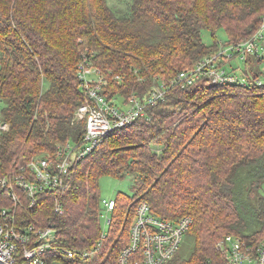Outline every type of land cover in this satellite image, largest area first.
I'll use <instances>...</instances> for the list:
<instances>
[{"label":"trees","instance_id":"trees-1","mask_svg":"<svg viewBox=\"0 0 264 264\" xmlns=\"http://www.w3.org/2000/svg\"><path fill=\"white\" fill-rule=\"evenodd\" d=\"M124 3L115 8L109 0H0L1 113L10 126L0 139V178L11 179L16 163L31 154L82 138L84 119L76 110L85 97L77 74L83 56L105 80L103 94L124 103L131 95L142 99L153 84L168 83L215 52L220 42L206 44L203 29L214 34L222 28L223 43H236L264 18V0ZM251 73H260L258 62ZM169 87L165 101L146 108L148 117L109 132L73 164L65 191L45 189L30 207L19 187L0 184V207L14 213L17 229L53 223L48 262L116 264L143 200L162 219L192 218L185 234L192 247L187 255L179 247L173 264H226L217 247L226 235L253 246L264 240V86ZM102 175L131 183L129 195L114 199L108 229L115 226L119 236L100 253ZM57 200L60 214L54 211ZM59 248L91 254L67 257Z\"/></svg>","mask_w":264,"mask_h":264},{"label":"built area","instance_id":"built-area-1","mask_svg":"<svg viewBox=\"0 0 264 264\" xmlns=\"http://www.w3.org/2000/svg\"><path fill=\"white\" fill-rule=\"evenodd\" d=\"M235 59L244 62V70L239 75L235 72L238 66L231 65ZM254 62H258L260 72L255 77L251 73ZM261 64L264 65V18L257 30L245 40L220 42L215 52L197 59L192 67L179 71L168 83L156 84L142 99L131 95L119 105L115 98L103 94L105 80L99 70L83 56L77 64V74L85 97L76 110V116L84 119L82 138L58 145L53 155L38 154L26 162L20 161L17 163L18 172L11 179L7 176L0 178V184L10 188L12 184L19 187L26 193L29 206L33 207L43 190L65 191L70 183V167L95 149L109 132L130 125L139 117H148L146 108L165 101L170 85L186 87L204 82L264 86ZM1 105L0 95V139L10 127L2 117ZM10 194L13 200L17 199L13 191ZM102 203L107 216L106 224L110 225L115 200L102 199ZM54 211L57 214L63 212L58 200ZM108 212L111 213L110 217ZM14 221V213L0 207V264H64L60 260L48 262L44 259L45 252L52 247L56 236L52 222L39 228L29 225L17 229ZM191 223L192 218L188 215L176 221L162 219L151 213L147 201L139 202L130 225L129 241L117 255L116 264H167L179 249ZM217 247L222 251L226 264H264V240L253 246L240 237L226 235L219 240ZM59 251L67 257L80 255L87 258L91 254L87 250L74 248H59Z\"/></svg>","mask_w":264,"mask_h":264},{"label":"rangeland","instance_id":"rangeland-1","mask_svg":"<svg viewBox=\"0 0 264 264\" xmlns=\"http://www.w3.org/2000/svg\"><path fill=\"white\" fill-rule=\"evenodd\" d=\"M109 4L115 8H118V7L124 8L125 7L124 0H109ZM201 36H202L203 41L206 44H213L216 41H219L221 43L227 41V36H226V34L222 28L218 29L214 34H212L207 29H203L201 32ZM231 65L233 67L238 66L237 71H235L237 75H239L241 73V71L244 70V62L241 60L235 59V60L231 61ZM260 71H261V73H264V65L263 64H261ZM153 86H155V84H153ZM153 86H152V88H153ZM117 103L119 105H121L122 104V98H117ZM68 141H71V139L67 140L64 143L63 142H57L53 147V150H52L53 152L50 150H46V151H44V153H39V154H51V155H53V153H55V149L57 148L58 145L65 144ZM71 142L73 143V141H71ZM152 148L156 152H160L162 149V147H160V146L159 147L153 146ZM36 155H38V154L37 153L31 154V155H29V157L22 159V161L26 162V161L32 159L33 157H35ZM17 165H16V168H17ZM130 183H131V181L128 177H126L124 179H118V178H113V177L108 176V175H102L99 178V195H100V198L101 199H110V198L116 199V197L120 194H122V195L128 194L129 195L130 194V190H129ZM259 193L264 194V182L261 185V190ZM119 200H120V198H119ZM107 214H108V217L111 216L110 212H108ZM106 218H107V216H105V210H104V206L102 204V210L100 211V216H99V229L97 232V237L101 239L100 243L98 244L100 246L98 248V250H100L99 251L100 253L104 250L106 251V249L108 248V245H109V247H111L113 244L112 239L115 237L118 238V236H119L118 231L113 230V229H115V226H113L112 230L108 229L109 225L106 224ZM112 232H114V233H112ZM106 233H108L107 237L106 238H104L105 236L102 237V235L106 234ZM191 247H192V238L184 235L182 242L180 244V249H179L178 253L182 252L183 255H187L189 253V250ZM173 259L168 264H173L174 263Z\"/></svg>","mask_w":264,"mask_h":264}]
</instances>
